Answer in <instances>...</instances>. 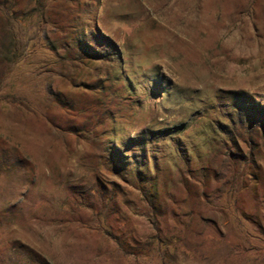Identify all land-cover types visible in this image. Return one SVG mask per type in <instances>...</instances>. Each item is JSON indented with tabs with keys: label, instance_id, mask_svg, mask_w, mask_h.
Instances as JSON below:
<instances>
[{
	"label": "rangeland",
	"instance_id": "obj_1",
	"mask_svg": "<svg viewBox=\"0 0 264 264\" xmlns=\"http://www.w3.org/2000/svg\"><path fill=\"white\" fill-rule=\"evenodd\" d=\"M0 264H264V0H0Z\"/></svg>",
	"mask_w": 264,
	"mask_h": 264
}]
</instances>
